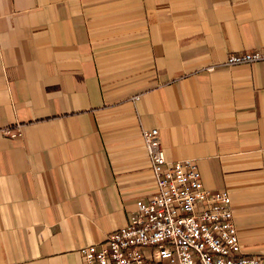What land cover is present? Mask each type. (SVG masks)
Returning <instances> with one entry per match:
<instances>
[{"label": "crops", "instance_id": "obj_1", "mask_svg": "<svg viewBox=\"0 0 264 264\" xmlns=\"http://www.w3.org/2000/svg\"><path fill=\"white\" fill-rule=\"evenodd\" d=\"M261 46L264 0H0V264H84L156 190L151 128L264 254V62L202 70Z\"/></svg>", "mask_w": 264, "mask_h": 264}, {"label": "built area", "instance_id": "obj_2", "mask_svg": "<svg viewBox=\"0 0 264 264\" xmlns=\"http://www.w3.org/2000/svg\"><path fill=\"white\" fill-rule=\"evenodd\" d=\"M264 62V47L228 55L206 65L208 73L221 68ZM139 100L138 96L132 102ZM17 139L22 125L0 129ZM141 138L151 164L156 190L137 201L125 227L107 235L99 245L80 250L84 264H264V254L240 251L226 191L206 190L190 160L169 162L157 129H143Z\"/></svg>", "mask_w": 264, "mask_h": 264}]
</instances>
